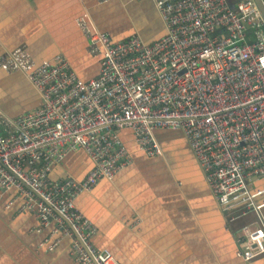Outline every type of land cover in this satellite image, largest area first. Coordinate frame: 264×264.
Wrapping results in <instances>:
<instances>
[{"label":"built area","instance_id":"1","mask_svg":"<svg viewBox=\"0 0 264 264\" xmlns=\"http://www.w3.org/2000/svg\"><path fill=\"white\" fill-rule=\"evenodd\" d=\"M152 2L165 35L151 43L137 34L113 42L91 24L80 27L89 32V51L100 56L97 76L89 80L80 79L62 55L35 63L16 48L0 57V68L22 73L40 101L18 116L0 113L8 132L0 133V197L15 192L19 211L30 213L39 229L52 227V234L69 237L76 264H117L108 250L94 246L95 228L75 205L99 181H111L131 164L124 131L133 132L146 157L162 153L157 132L179 133L223 213H259L264 206V200L255 202L264 188H253L264 177L259 10L252 0ZM75 152L91 162L85 178L51 182L54 166ZM236 235L237 256L244 261L264 253V218Z\"/></svg>","mask_w":264,"mask_h":264},{"label":"crops","instance_id":"2","mask_svg":"<svg viewBox=\"0 0 264 264\" xmlns=\"http://www.w3.org/2000/svg\"><path fill=\"white\" fill-rule=\"evenodd\" d=\"M234 1L229 0L232 5ZM87 13L89 25L96 24L115 41L137 34L150 43L164 34L152 0H0V56L16 48L35 63L62 55L80 79L89 80L98 72L100 56L89 51L87 30H82L87 23L77 22ZM39 102L22 73L0 69L2 115H21ZM0 133L8 132L0 125ZM122 138L131 165L111 181H99L76 203L95 227L93 244L99 250L108 249L117 264H264V253L249 261L238 257L236 242L238 229L256 226L264 218V206L259 213L252 208L244 214L242 209L221 212L177 132L156 133L162 152L169 156L146 157L130 132L124 131ZM170 163L178 166L171 175L183 186L170 180ZM91 166L83 152L70 153L49 176L82 180ZM258 183L264 188V177ZM14 194L0 197V264H74L71 239L52 234V227L39 229L30 213L19 211L21 198L14 199Z\"/></svg>","mask_w":264,"mask_h":264},{"label":"water","instance_id":"3","mask_svg":"<svg viewBox=\"0 0 264 264\" xmlns=\"http://www.w3.org/2000/svg\"><path fill=\"white\" fill-rule=\"evenodd\" d=\"M253 1V3L255 4V6H256V8L259 10V12H260V14H261V17H262V20H263V22H264V7H263V5H262V3H261V1L260 0H252ZM108 3V2H107ZM87 17L91 20V18H90V16L88 15V13H87ZM84 21H85V23H87V28L88 29H92V27H91V25H89V22H88V19L87 18H85L84 19ZM92 21V20H91ZM92 24V23H91ZM94 26L93 27H95L97 30H99V31H102L101 29H99L97 26H96V24H93ZM163 29H164V34L162 35V36H164L165 35V28H164V25H163ZM102 32H104V31H102ZM87 34H88V45H89V32H87ZM108 34V33H107ZM109 35V34H108ZM110 36V35H109ZM139 36V35H138ZM161 36V37H162ZM140 37V36H139ZM160 37V38H161ZM110 38L112 39V37L110 36ZM141 38V37H140ZM142 39V38H141ZM159 39V38H158ZM158 39H156V40H158ZM143 40V39H142ZM112 41L113 42H120V40H113L112 39ZM155 41V40H154ZM143 42H145L144 40H143ZM153 42V41H152ZM146 43V42H145ZM151 43V42H150ZM90 46V45H89ZM90 49V48H89ZM4 56V55H3ZM0 57H2V56H0ZM1 69V68H0ZM75 71V70H74ZM76 72V71H75ZM27 81V80H26ZM28 82V81H27ZM25 113V112H24ZM23 114V113H22ZM13 117V116H12ZM181 136V135H180ZM182 137V136H181ZM183 139V138H182ZM185 142V141H184ZM186 144V143H185ZM187 146V145H186ZM188 148V147H187ZM189 150V149H188ZM130 152V151H129ZM190 152V151H189ZM191 154V153H190ZM130 155H131V152H130ZM192 156V155H191ZM131 157H132V155H131ZM193 158V157H192ZM193 160H194V158H193ZM195 161V160H194ZM196 163V162H195ZM131 165V164H130ZM129 165V166H130ZM196 166H197V164H196ZM197 168H198V166H197ZM198 170H199V168H198ZM200 171V170H199ZM50 175V174H49ZM213 199V198H212ZM78 200V199H77ZM77 200H76V203H77ZM213 201H214V199H213ZM214 203L216 204V202L214 201ZM217 205V204H216ZM76 207H77V205H75ZM218 206V205H217ZM78 209V208H77ZM218 209H219V207H218ZM220 210V209H219ZM221 211V210H220ZM222 212V211H221ZM82 213V212H81ZM83 214V213H82ZM84 215V214H83ZM85 216V215H84ZM86 217V216H85ZM86 218H88V217H86ZM89 219V218H88ZM90 220V219H89ZM90 222H91V220H90ZM92 223V222H91ZM94 227V226H93ZM95 228V227H94ZM239 230V229H238ZM237 232V231H236ZM92 242H93V239H92ZM95 246V245H94ZM96 247V246H95ZM97 248V247H96ZM101 250H103V249H101ZM106 250H108V249H106ZM110 252V251H109ZM111 253V252H110Z\"/></svg>","mask_w":264,"mask_h":264},{"label":"rangeland","instance_id":"4","mask_svg":"<svg viewBox=\"0 0 264 264\" xmlns=\"http://www.w3.org/2000/svg\"><path fill=\"white\" fill-rule=\"evenodd\" d=\"M26 108H27V102H24L23 103V110H26ZM36 108V107H35ZM34 109V108H33ZM176 146H177V148L179 149L180 148V150H181V143H179V142H176ZM162 154H165L166 156H169V153L168 152H165V151H163L162 153H161V155ZM177 165H175V164H172V163H170L169 164V173H170V180H172V182H173V180H174V182H173V184H175L176 186H177V184L179 185V186H183V184H182V182L181 181H179L178 180V183L176 182V177H173L171 174H173V175H175V173L174 172H176L177 170H178V166L176 167ZM54 167H56V166H54ZM178 176V175H177ZM49 180L51 181V182H53V183H55V182H59V181H61V180H63V178H61V179H58V180H51V178H50V176H49ZM259 184L260 183H257V184H255L254 186H253V188L254 189H257L258 187H259ZM90 193V192H89ZM85 194V193H84ZM81 196V195H80ZM79 196V197H80ZM78 197V198H79ZM77 198V199H78ZM76 199V200H77ZM262 199V197H258V198H256L255 199V202L257 203V202H259L260 200ZM185 202H186V205H190V202L188 201V200H185ZM74 264H76L75 262H74Z\"/></svg>","mask_w":264,"mask_h":264},{"label":"trees","instance_id":"5","mask_svg":"<svg viewBox=\"0 0 264 264\" xmlns=\"http://www.w3.org/2000/svg\"><path fill=\"white\" fill-rule=\"evenodd\" d=\"M248 35H250L249 37H251L252 36V34H250L249 32H248ZM130 37V36H129ZM123 41V40H122ZM98 73V72H97ZM96 76H97V74H96ZM96 76H94V77H96Z\"/></svg>","mask_w":264,"mask_h":264},{"label":"bare ground","instance_id":"6","mask_svg":"<svg viewBox=\"0 0 264 264\" xmlns=\"http://www.w3.org/2000/svg\"><path fill=\"white\" fill-rule=\"evenodd\" d=\"M99 63H100V61H99ZM99 69V68H98ZM131 134L133 133V132H131V130L129 131Z\"/></svg>","mask_w":264,"mask_h":264}]
</instances>
